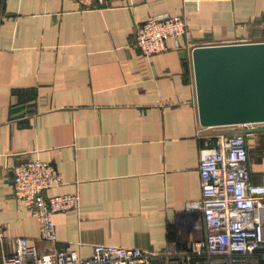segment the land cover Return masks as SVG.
<instances>
[{
    "label": "crops",
    "instance_id": "obj_1",
    "mask_svg": "<svg viewBox=\"0 0 264 264\" xmlns=\"http://www.w3.org/2000/svg\"><path fill=\"white\" fill-rule=\"evenodd\" d=\"M164 13L187 16L188 31L147 56L135 25ZM237 39L264 41V0H0V264L20 236L40 253L88 257L96 243L167 252L150 264L194 251L207 234L187 208L201 197V151L247 126L201 125L192 50ZM246 134L252 181L264 184V129ZM26 160L59 168L48 195L79 196L53 214L55 243L15 197L13 168Z\"/></svg>",
    "mask_w": 264,
    "mask_h": 264
},
{
    "label": "built area",
    "instance_id": "obj_2",
    "mask_svg": "<svg viewBox=\"0 0 264 264\" xmlns=\"http://www.w3.org/2000/svg\"><path fill=\"white\" fill-rule=\"evenodd\" d=\"M77 1L84 7H103L115 0ZM187 31V16L164 13L138 22L133 35L144 54L151 56L167 50L170 37L182 36ZM244 42L254 40H226L214 44ZM13 169L15 197L32 205L40 220V238L57 242L52 216L77 208L79 196L47 194L50 188L62 182L61 172L53 163L26 160ZM199 173L201 197L189 201L187 208L200 213L207 234L203 241L196 243L194 251L179 255L178 264H264V184L252 181L247 134L209 136L208 145L201 151ZM3 238L0 229V242ZM165 254V251L103 243L94 244L88 257L69 248L40 253L30 238L20 236L15 250L5 253L1 264H150ZM217 258L219 262L215 261Z\"/></svg>",
    "mask_w": 264,
    "mask_h": 264
},
{
    "label": "water",
    "instance_id": "obj_3",
    "mask_svg": "<svg viewBox=\"0 0 264 264\" xmlns=\"http://www.w3.org/2000/svg\"><path fill=\"white\" fill-rule=\"evenodd\" d=\"M199 121L204 127L264 122V41L196 45L192 50Z\"/></svg>",
    "mask_w": 264,
    "mask_h": 264
}]
</instances>
